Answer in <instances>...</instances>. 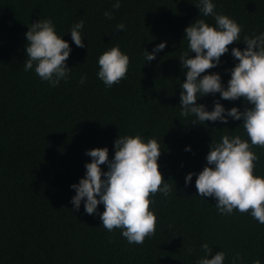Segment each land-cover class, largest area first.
Instances as JSON below:
<instances>
[{"label":"trees","instance_id":"trees-1","mask_svg":"<svg viewBox=\"0 0 264 264\" xmlns=\"http://www.w3.org/2000/svg\"><path fill=\"white\" fill-rule=\"evenodd\" d=\"M212 2L218 14L242 28L240 41L229 45L220 64L200 77L218 73L227 88L230 70L239 63L231 49L243 51L245 35L264 33V0ZM113 3L0 0V264H197L205 256L204 243L212 248L209 259L223 251L224 264H232L237 253L241 259L236 264H264V224L235 209L231 215L220 214L217 201L199 196L195 186L208 166L211 143L239 135L251 144L243 120L194 124L195 115H180L185 28L197 19L215 26L214 17L200 15L199 0H120L119 9ZM105 11L112 13L111 19ZM45 19L71 48L66 65L72 70L56 87L39 78L35 65L24 70L25 33ZM81 20L83 48L70 33ZM120 23L124 30L116 29ZM161 42H166L163 51L146 61L144 52ZM114 46L129 56L130 64L126 78L109 88L98 78V59ZM217 100L226 110L253 107L244 98L223 100L219 93L198 96L197 104L212 111ZM136 135L160 144L159 171L172 186L169 196L150 197L156 232L142 245L129 244L121 229L103 227V204L97 214L88 215L84 201L79 210L71 203L76 194L71 185L84 178L85 164L92 160L86 152L107 147L111 160L115 140ZM187 147L191 150L185 151ZM251 150L259 157L254 175L264 177V147ZM101 169L106 172L107 165ZM190 172L194 175L186 186Z\"/></svg>","mask_w":264,"mask_h":264},{"label":"clouds","instance_id":"clouds-1","mask_svg":"<svg viewBox=\"0 0 264 264\" xmlns=\"http://www.w3.org/2000/svg\"><path fill=\"white\" fill-rule=\"evenodd\" d=\"M121 7L120 0H115L113 9ZM200 15L212 16L215 26L204 19L185 28L188 50L183 52L179 61L186 70V80L181 84L180 115H195L192 123L203 124L206 121H220L227 124L228 117L243 120V128L249 137L242 139L239 135H224L219 143H211L206 156L207 165L197 175L195 186L201 197H212L218 212L231 215L233 210L250 213L259 223L264 224V177L254 175L255 162L259 157L251 150L252 146L264 147V33L243 37L246 45L243 51L232 48L231 55L239 61L231 70V79L227 88L221 82L218 73L203 75L220 64V58L228 53L229 45L241 39V26L233 19L215 11L212 0H199L196 5ZM105 17L112 18V13L105 11ZM81 20L71 29V38L77 47H85L81 30ZM120 23L117 30H124ZM27 38L24 70L30 71L35 65V73L50 86L56 87L61 80H67L72 68L66 65L71 48L67 41L57 35L53 22L49 19L32 23L25 33ZM166 42L158 44L152 52L145 51L146 61L156 59V53L163 51ZM195 53L193 57L191 54ZM87 58V56H86ZM85 58V61H86ZM98 78L105 86L111 88L125 79L128 73L130 58L119 46H114L100 55L98 59ZM85 77H81L83 84ZM220 94V98L235 101L244 98L253 105L240 111L237 107L226 110L219 100L214 101L212 111L206 110L203 104H197L198 96ZM115 155L109 160L108 148H94L86 152L92 158L85 164L86 174L78 184L71 187L75 195L71 203L79 210L81 201L88 215L97 214L98 205H104L99 214L103 227L112 232L122 230V236L129 244H143L147 237L155 235L157 217L150 210L151 196L162 193L165 197L172 192V186L164 180L159 171L158 159L161 146L156 139L146 143L140 135L123 136L115 140ZM187 147L185 151H190ZM108 170L102 171L101 165ZM193 173L185 177V185L192 181ZM205 256L197 264H224L226 254L219 251L212 253L207 243L202 244ZM192 248L188 249L191 253ZM241 259L239 253L233 257L232 264ZM253 264H261L256 260Z\"/></svg>","mask_w":264,"mask_h":264}]
</instances>
